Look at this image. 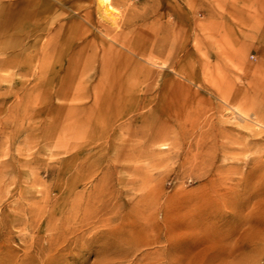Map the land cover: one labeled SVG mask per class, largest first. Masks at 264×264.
<instances>
[{
	"label": "rangeland",
	"instance_id": "374dc122",
	"mask_svg": "<svg viewBox=\"0 0 264 264\" xmlns=\"http://www.w3.org/2000/svg\"><path fill=\"white\" fill-rule=\"evenodd\" d=\"M0 264H264V0H0Z\"/></svg>",
	"mask_w": 264,
	"mask_h": 264
},
{
	"label": "bare ground",
	"instance_id": "6f19581e",
	"mask_svg": "<svg viewBox=\"0 0 264 264\" xmlns=\"http://www.w3.org/2000/svg\"><path fill=\"white\" fill-rule=\"evenodd\" d=\"M103 2H104V1H103ZM103 5L105 6V9H104V10H105L106 12L111 11L110 9H111L112 7H111V5L109 4V2H106V3H104Z\"/></svg>",
	"mask_w": 264,
	"mask_h": 264
}]
</instances>
